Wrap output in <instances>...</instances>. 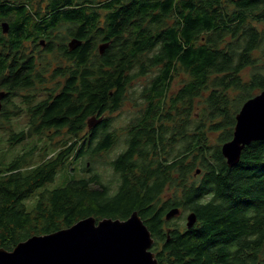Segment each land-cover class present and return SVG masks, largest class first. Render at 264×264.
I'll use <instances>...</instances> for the list:
<instances>
[{
	"label": "trees",
	"instance_id": "16d2710c",
	"mask_svg": "<svg viewBox=\"0 0 264 264\" xmlns=\"http://www.w3.org/2000/svg\"><path fill=\"white\" fill-rule=\"evenodd\" d=\"M45 1L31 11L32 0H0V19L10 24L5 34L0 27V88L4 103L17 108L4 107L1 117L27 121L19 132L11 128L10 143L41 136L53 148L39 163H31L35 146L0 165V248L88 216L127 219L138 211L159 264H264V140L246 146L232 167L221 151L242 104L264 89V27L256 24L264 23V0ZM63 25L82 40L74 50L59 37ZM42 40L44 52L57 47L71 64L54 72L65 77L62 87L35 101L20 91L43 79L36 71L43 50L27 53L25 44L37 49ZM98 40L109 42L103 54ZM151 72L125 148L109 162L115 189L85 165L89 176L41 190L28 210L24 201L67 161L118 142L110 117L92 129L87 120L118 110L129 84ZM180 73L187 80L169 94ZM18 97L24 106L14 103ZM175 206L195 211L197 223L188 229L167 221Z\"/></svg>",
	"mask_w": 264,
	"mask_h": 264
},
{
	"label": "water",
	"instance_id": "95a60500",
	"mask_svg": "<svg viewBox=\"0 0 264 264\" xmlns=\"http://www.w3.org/2000/svg\"><path fill=\"white\" fill-rule=\"evenodd\" d=\"M1 26L3 33L9 32V22L3 21ZM81 44L82 40L72 38L69 48L74 50ZM108 46L109 42H104L99 52L103 54ZM3 96L5 92L1 93L0 101ZM103 120V115H93L87 120L88 129ZM259 140H264V89L242 104L236 114L233 137L221 145L228 166L237 165L244 148ZM200 172L198 169L196 174ZM181 212L182 209L175 206L166 213L165 219L170 221ZM197 221V213L190 211L186 227L192 228ZM154 243L138 211H133L127 219L105 217L98 220L88 216L69 228L33 235L12 250L0 248V264H159L152 250Z\"/></svg>",
	"mask_w": 264,
	"mask_h": 264
},
{
	"label": "rangeland",
	"instance_id": "374dc122",
	"mask_svg": "<svg viewBox=\"0 0 264 264\" xmlns=\"http://www.w3.org/2000/svg\"><path fill=\"white\" fill-rule=\"evenodd\" d=\"M104 1V0H101ZM46 4L45 0H32L31 2V11L43 9ZM104 13L102 14V20L104 19ZM5 21V20H4ZM259 28L264 27V23L256 22ZM59 37L62 38L61 40L68 45L72 41V37L68 34L67 27L65 25L61 26L59 30ZM58 45L60 43V39L57 40ZM104 42H100L99 40L96 43L97 50L99 46ZM46 47L45 41L41 43V46L37 49L34 47V44L31 42H27L25 44V50L27 53H38L40 50L42 52V58L38 62L36 71H39L43 75V79L37 81L33 88L22 90L20 93L22 95L26 94H36L35 101H38L44 98L47 93L48 89L56 88L58 85L62 87L65 77L57 76L54 77V72L59 66H66L70 65L62 55L60 50L55 47L53 52H44ZM78 47V46H77ZM257 54H260L258 52ZM263 61V59H262ZM250 70L247 69L245 73H249ZM154 73H149L148 75L135 78L128 87L127 92V99L123 102L122 106L114 111L113 113H105L103 117H110L112 120V127L111 129H115V131L119 134L118 142L109 150L103 151L100 153H95L94 155L88 153L83 159H72L67 161L62 167H60L57 171V174L53 181L47 182L43 187L39 188L30 198L26 199L24 203L27 206L28 210H32L36 204V199L38 193L43 189H54L58 187H62L68 183V181L72 179H79L82 177H87L90 173L85 172L83 170L84 166L90 167L92 171L97 172L100 174L103 182L109 183L113 189L118 185V176L114 173L112 166L110 165V161H112L121 151L124 150V140L126 136V127L134 116L135 112L142 107L143 98L141 97V93L144 90V87L148 84V81ZM187 80L186 75L180 73L175 76L169 94L176 93L182 85ZM2 92H5L3 88H0V95ZM6 96V93H5ZM19 98L14 99V103L19 102ZM4 96L1 98L0 101V123L2 124V128H0V165H7L12 162L18 155L23 154L24 152H28L38 146V148L30 155L31 156V163H39L41 159L45 156L46 152L52 151L51 141L48 138L41 137V136H31L26 138L23 141H20L16 144L10 143V135H11V128L19 132L21 129L27 126V121H25L24 117L19 118L16 120V117H12L10 122L5 120V118L1 117V112L6 108L7 111H11L16 108V105L11 104V101L8 103H4ZM21 99H23L21 97ZM19 106H24L20 102L18 103ZM92 117V116H91ZM90 117V118H91ZM52 133V132H50ZM48 133V134H50ZM217 135H213L212 141H215ZM63 135L54 136L52 137L53 145L57 144L58 141L62 140ZM190 211L182 210L181 214L174 218V221L182 227H186V217Z\"/></svg>",
	"mask_w": 264,
	"mask_h": 264
},
{
	"label": "flooded vegetation",
	"instance_id": "af4514ba",
	"mask_svg": "<svg viewBox=\"0 0 264 264\" xmlns=\"http://www.w3.org/2000/svg\"><path fill=\"white\" fill-rule=\"evenodd\" d=\"M3 21H4V20H1V19H0V27H2V26H1V22H3ZM4 34H5V33H4Z\"/></svg>",
	"mask_w": 264,
	"mask_h": 264
},
{
	"label": "bare ground",
	"instance_id": "6f19581e",
	"mask_svg": "<svg viewBox=\"0 0 264 264\" xmlns=\"http://www.w3.org/2000/svg\"><path fill=\"white\" fill-rule=\"evenodd\" d=\"M189 229V228H188Z\"/></svg>",
	"mask_w": 264,
	"mask_h": 264
}]
</instances>
